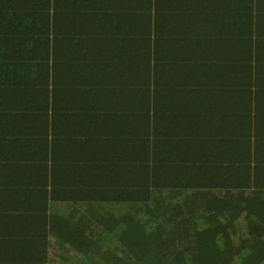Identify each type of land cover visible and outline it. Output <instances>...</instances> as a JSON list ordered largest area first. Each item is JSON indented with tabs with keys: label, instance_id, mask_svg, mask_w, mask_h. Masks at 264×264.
I'll return each mask as SVG.
<instances>
[{
	"label": "trees",
	"instance_id": "16d2710c",
	"mask_svg": "<svg viewBox=\"0 0 264 264\" xmlns=\"http://www.w3.org/2000/svg\"><path fill=\"white\" fill-rule=\"evenodd\" d=\"M0 264H264V0H0Z\"/></svg>",
	"mask_w": 264,
	"mask_h": 264
}]
</instances>
